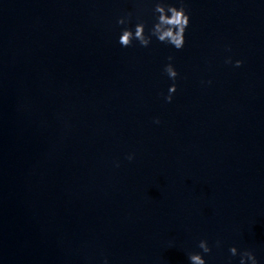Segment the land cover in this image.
Segmentation results:
<instances>
[{"label":"water","instance_id":"obj_1","mask_svg":"<svg viewBox=\"0 0 264 264\" xmlns=\"http://www.w3.org/2000/svg\"><path fill=\"white\" fill-rule=\"evenodd\" d=\"M157 2L0 0V264H264V0Z\"/></svg>","mask_w":264,"mask_h":264},{"label":"clouds","instance_id":"obj_2","mask_svg":"<svg viewBox=\"0 0 264 264\" xmlns=\"http://www.w3.org/2000/svg\"><path fill=\"white\" fill-rule=\"evenodd\" d=\"M154 13L158 14L156 17V22L149 32L146 33V25L141 22L135 26V30L124 29L122 35L119 37V43L123 47H130L134 40L139 41L140 45L147 47L152 42V38L156 37L160 42L170 44L175 49L181 50L184 48L186 43V30L190 25V15L187 8L184 6L182 0L179 7L172 4H168L165 0H158L155 4ZM129 22L128 18H120L117 23L125 24ZM169 61L173 60L174 57L169 56ZM227 63H232L231 58H229ZM243 64L242 60H237L235 62L236 67H240ZM165 71L168 76L175 80L179 73L172 63L165 66ZM177 91V85L173 84L169 89V95L166 100L170 103L173 99V93ZM159 123V120L156 121ZM133 157L129 156V159ZM219 241H217V246H219ZM199 248L202 249V253H190L189 260L191 264H207L204 254H210L212 248L209 246L207 240H201L199 243ZM232 256L239 255L241 257L240 264H259L255 253L251 250H244L240 252L235 246L229 249ZM107 264V262H105Z\"/></svg>","mask_w":264,"mask_h":264}]
</instances>
